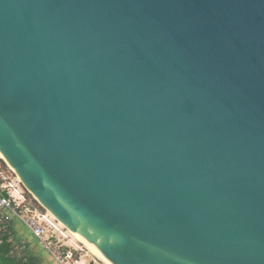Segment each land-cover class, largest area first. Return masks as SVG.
Returning a JSON list of instances; mask_svg holds the SVG:
<instances>
[{"label": "water", "instance_id": "95a60500", "mask_svg": "<svg viewBox=\"0 0 264 264\" xmlns=\"http://www.w3.org/2000/svg\"><path fill=\"white\" fill-rule=\"evenodd\" d=\"M0 155L109 264H264V0H0Z\"/></svg>", "mask_w": 264, "mask_h": 264}, {"label": "built area", "instance_id": "2783aa9c", "mask_svg": "<svg viewBox=\"0 0 264 264\" xmlns=\"http://www.w3.org/2000/svg\"><path fill=\"white\" fill-rule=\"evenodd\" d=\"M0 180L2 181L0 185V210L21 222L40 241L44 250L51 255L57 264H80L76 252L65 248L67 246L57 238L49 225L37 216L35 208L28 206L24 197L12 185L3 184L4 180L1 177Z\"/></svg>", "mask_w": 264, "mask_h": 264}, {"label": "rangeland", "instance_id": "374dc122", "mask_svg": "<svg viewBox=\"0 0 264 264\" xmlns=\"http://www.w3.org/2000/svg\"><path fill=\"white\" fill-rule=\"evenodd\" d=\"M0 177L3 178L4 182L8 185H12L25 199V202L31 208H35V212L37 216H39L43 222L47 223L51 228V231L56 234L57 238L65 244V248L68 250H72L76 252V256L78 260L84 264H89L93 262V264H103L100 260H98L89 249L83 244L77 242L76 239L59 223H57L50 214L41 208L32 198L31 195L22 187L19 180L13 174L12 170L1 160L0 158ZM33 210V211H34ZM23 250V248H21ZM20 251V249H18ZM21 250V251H22Z\"/></svg>", "mask_w": 264, "mask_h": 264}, {"label": "trees", "instance_id": "16d2710c", "mask_svg": "<svg viewBox=\"0 0 264 264\" xmlns=\"http://www.w3.org/2000/svg\"><path fill=\"white\" fill-rule=\"evenodd\" d=\"M23 245L16 237L12 216L0 210V264H42L41 260Z\"/></svg>", "mask_w": 264, "mask_h": 264}, {"label": "crops", "instance_id": "0c3cea01", "mask_svg": "<svg viewBox=\"0 0 264 264\" xmlns=\"http://www.w3.org/2000/svg\"><path fill=\"white\" fill-rule=\"evenodd\" d=\"M3 184H6L5 182ZM13 228L16 233V237L19 238V241L23 243L24 248L27 247L29 251L39 258L42 264H57L53 258L44 250L42 244L33 237L31 232L19 221L13 218ZM80 264H84L80 263ZM89 264H93V262L89 261Z\"/></svg>", "mask_w": 264, "mask_h": 264}, {"label": "bare ground", "instance_id": "6f19581e", "mask_svg": "<svg viewBox=\"0 0 264 264\" xmlns=\"http://www.w3.org/2000/svg\"><path fill=\"white\" fill-rule=\"evenodd\" d=\"M0 158H2V156L0 155ZM53 217V216H52ZM54 218V217H53ZM55 219V218H54ZM61 226H63L61 223H59ZM65 228V226H63ZM76 240L77 242L83 244L84 246H86L89 251L98 259L100 260L103 264H109L108 262H106L84 239H82L81 237L77 236L76 234L72 233L69 229L65 228Z\"/></svg>", "mask_w": 264, "mask_h": 264}]
</instances>
